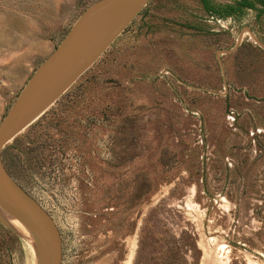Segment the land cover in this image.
Wrapping results in <instances>:
<instances>
[{"label": "rangeland", "instance_id": "374dc122", "mask_svg": "<svg viewBox=\"0 0 264 264\" xmlns=\"http://www.w3.org/2000/svg\"><path fill=\"white\" fill-rule=\"evenodd\" d=\"M95 0H0V119ZM217 6L233 0H210ZM264 13L214 19L198 0H148L0 153L58 229L60 264H264ZM10 225V226H9ZM139 234L144 235L140 240ZM0 264H37L0 221Z\"/></svg>", "mask_w": 264, "mask_h": 264}, {"label": "water", "instance_id": "95a60500", "mask_svg": "<svg viewBox=\"0 0 264 264\" xmlns=\"http://www.w3.org/2000/svg\"><path fill=\"white\" fill-rule=\"evenodd\" d=\"M147 2L95 0L81 11L32 71L0 119V153L7 141L38 117L99 57ZM12 219L26 231L37 264H60L58 229L48 213L10 179L0 158V221L8 224Z\"/></svg>", "mask_w": 264, "mask_h": 264}, {"label": "trees", "instance_id": "16d2710c", "mask_svg": "<svg viewBox=\"0 0 264 264\" xmlns=\"http://www.w3.org/2000/svg\"><path fill=\"white\" fill-rule=\"evenodd\" d=\"M207 15L214 19L236 16L242 13L243 9H250L255 12V17L264 13V0H233L232 3L224 6H217L210 0H198ZM145 235V234H144ZM144 235L139 234L140 240ZM175 244L168 249V258L171 264H190L186 254L197 259L200 251L195 245L193 235L187 231L180 232L174 239ZM148 256L143 255V250L138 246L132 264H147Z\"/></svg>", "mask_w": 264, "mask_h": 264}, {"label": "bare ground", "instance_id": "6f19581e", "mask_svg": "<svg viewBox=\"0 0 264 264\" xmlns=\"http://www.w3.org/2000/svg\"><path fill=\"white\" fill-rule=\"evenodd\" d=\"M10 222H12V224H14L16 227H18L27 236L26 231L22 228V226L17 221L12 219V220H10Z\"/></svg>", "mask_w": 264, "mask_h": 264}, {"label": "crops", "instance_id": "0c3cea01", "mask_svg": "<svg viewBox=\"0 0 264 264\" xmlns=\"http://www.w3.org/2000/svg\"><path fill=\"white\" fill-rule=\"evenodd\" d=\"M250 10V9H249Z\"/></svg>", "mask_w": 264, "mask_h": 264}]
</instances>
